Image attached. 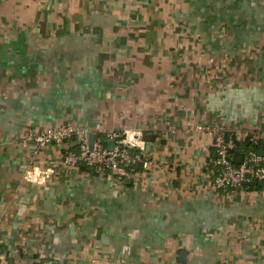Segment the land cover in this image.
Returning a JSON list of instances; mask_svg holds the SVG:
<instances>
[{
  "label": "crops",
  "instance_id": "obj_1",
  "mask_svg": "<svg viewBox=\"0 0 264 264\" xmlns=\"http://www.w3.org/2000/svg\"><path fill=\"white\" fill-rule=\"evenodd\" d=\"M64 123L147 167L21 145ZM198 126L264 140V0H0V264H264V188L212 192Z\"/></svg>",
  "mask_w": 264,
  "mask_h": 264
},
{
  "label": "built area",
  "instance_id": "obj_2",
  "mask_svg": "<svg viewBox=\"0 0 264 264\" xmlns=\"http://www.w3.org/2000/svg\"><path fill=\"white\" fill-rule=\"evenodd\" d=\"M95 129L101 132L99 125H96ZM197 130H206L212 137L214 159L211 161L212 169L208 171V185L212 192L237 190L255 181H264V155H258L251 151L245 159L235 165L227 159L232 143L226 140L224 131L214 127L202 128L199 126ZM72 138H76L79 151L77 153L68 151L62 155L63 164L67 168L85 163L87 166L95 167L103 177L123 181L133 176L131 172L134 165L140 163L144 169L147 167L144 157L139 152H132L138 146V138H140V133L135 131H109L107 138L109 142H112L111 148L109 149L108 145L95 140L92 151L88 148V131L68 123L48 128L39 133H27L20 142L24 147L31 145L39 149L48 145L59 146Z\"/></svg>",
  "mask_w": 264,
  "mask_h": 264
},
{
  "label": "trees",
  "instance_id": "obj_3",
  "mask_svg": "<svg viewBox=\"0 0 264 264\" xmlns=\"http://www.w3.org/2000/svg\"><path fill=\"white\" fill-rule=\"evenodd\" d=\"M226 140L231 141L232 148L229 150L228 155L232 160V163L235 165L239 164V159L243 160L247 157L248 153L253 151L258 155H264V140H253L250 136H247L244 139H237L236 136L226 133L225 134ZM97 141L103 142L105 145L108 143V138L106 136H97ZM69 141V140H67ZM65 141V142H67ZM64 142V143H65ZM133 153H138L135 149L132 150ZM214 156V155H213ZM213 156H211L213 160ZM78 167L82 170H87L91 172H96L95 167L87 166L85 163H79ZM144 171L142 164H136L132 167L131 175L139 174ZM244 187L248 188L250 191H261L264 188V181H255L249 185H245ZM227 191H234V190H227Z\"/></svg>",
  "mask_w": 264,
  "mask_h": 264
},
{
  "label": "water",
  "instance_id": "obj_4",
  "mask_svg": "<svg viewBox=\"0 0 264 264\" xmlns=\"http://www.w3.org/2000/svg\"><path fill=\"white\" fill-rule=\"evenodd\" d=\"M94 141H95L94 134L91 133V134L89 135V144H88V148H89L90 151L93 150ZM111 146H112V142L110 141V142L108 143V147H109V149L111 148ZM227 159H228L230 162H232V160H231L230 157H227ZM238 162L240 163V162H241V159H239ZM52 264H55V262H53Z\"/></svg>",
  "mask_w": 264,
  "mask_h": 264
}]
</instances>
